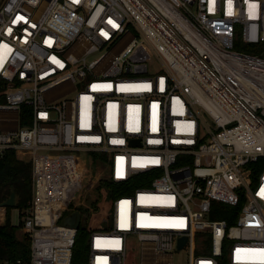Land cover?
<instances>
[{
    "label": "built area",
    "instance_id": "obj_1",
    "mask_svg": "<svg viewBox=\"0 0 264 264\" xmlns=\"http://www.w3.org/2000/svg\"><path fill=\"white\" fill-rule=\"evenodd\" d=\"M0 90L30 264H264V0H0Z\"/></svg>",
    "mask_w": 264,
    "mask_h": 264
},
{
    "label": "trees",
    "instance_id": "obj_2",
    "mask_svg": "<svg viewBox=\"0 0 264 264\" xmlns=\"http://www.w3.org/2000/svg\"><path fill=\"white\" fill-rule=\"evenodd\" d=\"M236 48L243 49L238 46ZM0 101L3 102L2 96ZM95 158L96 155L90 156L92 162ZM106 186L113 188V184H106ZM12 188L18 196L16 209L24 212L32 199V166L28 162L18 160L15 152L9 150L0 155V204L10 197ZM11 209L0 207V264H30L31 240L19 234L18 227L11 224ZM216 218L225 219L227 216L220 214ZM85 237L84 232L77 237L73 264L80 247L84 244Z\"/></svg>",
    "mask_w": 264,
    "mask_h": 264
},
{
    "label": "rangeland",
    "instance_id": "obj_3",
    "mask_svg": "<svg viewBox=\"0 0 264 264\" xmlns=\"http://www.w3.org/2000/svg\"><path fill=\"white\" fill-rule=\"evenodd\" d=\"M100 189L97 188L96 190H92L90 192V196L88 197L86 203L87 207L91 206L92 202L95 200H98L99 202L96 205L101 206L104 205L106 201V196H107V190L105 187L102 188L101 185ZM23 212V211H22ZM19 209L12 208L10 211V222L13 226L18 227L19 223L21 221V216ZM102 217L103 215L101 214H92L91 210H85L82 209V221H81V228H87L89 229H96L99 226L104 227L105 223L102 222ZM189 259L190 255L188 250H181L173 253L172 258L169 260V263L171 264H189ZM88 260V252L86 250V246L82 245L80 247V250L78 252V256L75 259L74 264H87ZM146 263L142 259L141 253H140V248L139 244L133 240L128 249H127V259H126V264H142Z\"/></svg>",
    "mask_w": 264,
    "mask_h": 264
},
{
    "label": "water",
    "instance_id": "obj_4",
    "mask_svg": "<svg viewBox=\"0 0 264 264\" xmlns=\"http://www.w3.org/2000/svg\"><path fill=\"white\" fill-rule=\"evenodd\" d=\"M18 206V196L16 194V191L14 188L11 189L10 197L3 203L0 204L1 208H17ZM80 222V215L79 213H76L73 217L66 219L65 223L67 225H70L74 228L79 227ZM187 239H181L179 243V249H182V247L185 245Z\"/></svg>",
    "mask_w": 264,
    "mask_h": 264
},
{
    "label": "snow or ice",
    "instance_id": "obj_5",
    "mask_svg": "<svg viewBox=\"0 0 264 264\" xmlns=\"http://www.w3.org/2000/svg\"><path fill=\"white\" fill-rule=\"evenodd\" d=\"M262 255H264V253H262Z\"/></svg>",
    "mask_w": 264,
    "mask_h": 264
}]
</instances>
